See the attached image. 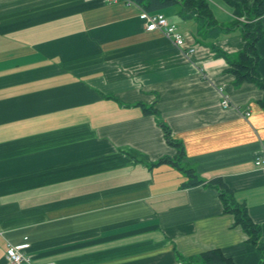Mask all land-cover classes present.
Wrapping results in <instances>:
<instances>
[{"label":"crops","instance_id":"crops-1","mask_svg":"<svg viewBox=\"0 0 264 264\" xmlns=\"http://www.w3.org/2000/svg\"><path fill=\"white\" fill-rule=\"evenodd\" d=\"M183 1L153 13L178 50L133 3L0 0V264L22 244L31 264H191L214 249L260 264L210 184L245 204L264 246V92L232 73L243 20L227 0H205L208 21ZM160 124L202 184L159 162L178 155Z\"/></svg>","mask_w":264,"mask_h":264},{"label":"trees","instance_id":"trees-1","mask_svg":"<svg viewBox=\"0 0 264 264\" xmlns=\"http://www.w3.org/2000/svg\"><path fill=\"white\" fill-rule=\"evenodd\" d=\"M133 4L140 7L147 13L159 12L160 10L174 6L180 0H128ZM235 11V16L243 21H236L233 28H240L243 39L245 41V47L239 54V59L234 63V69L232 73L235 76V83L239 84L245 80H251L256 83L264 92V80L260 79L256 74V64L258 61V55L255 50V44L261 38L260 26L258 20L264 14V0H253L249 5L246 0H227ZM183 6L186 8L189 14H197L202 21H208L209 11L205 0H185ZM261 107L264 109V94L260 101ZM144 108L145 113L158 114L157 110L153 107ZM164 131L167 143L178 150V155L174 161L168 158H162L159 160L160 163H170L183 171L188 180L184 184L187 187L198 186L203 182L198 178L193 169L181 167L179 161L181 156L184 155L181 143L174 141L170 137V131L167 126L160 124ZM211 185L215 186L219 191V197L223 204V211L229 212L234 215L235 223L240 225L248 234L249 240L254 244L260 254L261 262L264 264V246L259 241L260 230L254 225L248 216L247 208L245 204L237 203L232 195V192L222 183L220 179H214L210 182ZM191 264H234L233 261L226 257L219 249H214L199 254L192 259Z\"/></svg>","mask_w":264,"mask_h":264},{"label":"built area","instance_id":"built-area-1","mask_svg":"<svg viewBox=\"0 0 264 264\" xmlns=\"http://www.w3.org/2000/svg\"><path fill=\"white\" fill-rule=\"evenodd\" d=\"M108 3L124 2L127 5H131L132 2L128 0H105ZM141 18L145 21V30L147 32L158 31L161 32L166 38H168L172 44L178 49L182 50L184 47V37L178 31L175 24L168 21V19L160 13L148 14L144 11L141 13ZM189 54L194 52L193 48L187 50ZM222 105L227 106V101L224 100ZM255 165L264 169V157H259ZM27 244L19 246H9L5 255L6 261L10 264H31L28 257L23 254V250L26 249ZM52 264V263H47Z\"/></svg>","mask_w":264,"mask_h":264},{"label":"bare ground","instance_id":"bare-ground-1","mask_svg":"<svg viewBox=\"0 0 264 264\" xmlns=\"http://www.w3.org/2000/svg\"><path fill=\"white\" fill-rule=\"evenodd\" d=\"M153 14V13H152Z\"/></svg>","mask_w":264,"mask_h":264}]
</instances>
